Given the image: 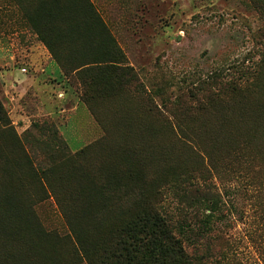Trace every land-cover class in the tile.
Instances as JSON below:
<instances>
[{"label":"rangeland","instance_id":"obj_1","mask_svg":"<svg viewBox=\"0 0 264 264\" xmlns=\"http://www.w3.org/2000/svg\"><path fill=\"white\" fill-rule=\"evenodd\" d=\"M44 1L0 0V155L20 143L33 163L37 176L22 153L12 154L10 169L15 176L21 171L27 184L13 194L32 211L58 262L88 264L83 256L77 262L73 258L75 241L66 215L75 225L86 223L89 212L107 217L83 230L99 237L134 209L128 169L120 159L132 151L119 156L92 146L108 140L136 150L141 169L135 171L147 176L150 190L165 187L151 194L161 212L173 221L181 213L205 212L201 218L224 238L211 242L217 249L231 253L238 264H264V0H88L107 26V44L97 37L102 27L90 20L84 4L60 0L53 7L71 14L45 20ZM80 30L90 35L75 43L84 38ZM39 32L67 64L87 56L111 57L116 43L127 86L107 96L104 81L95 91L86 80L78 83L59 70ZM62 35L64 43L58 44L55 38ZM15 71L26 79L16 81ZM89 93L97 97L86 104L83 97ZM52 127L73 152L91 145L89 158L74 166L61 157ZM220 134L229 137L221 140ZM238 143H246L256 158L240 173L218 175L214 150ZM202 162L221 199L209 219V211L181 201L183 185H171L173 170L191 172ZM106 182L107 205H113L108 210L100 207ZM87 190L89 197L81 201L79 193ZM26 222L35 236L31 220Z\"/></svg>","mask_w":264,"mask_h":264},{"label":"trees","instance_id":"obj_2","mask_svg":"<svg viewBox=\"0 0 264 264\" xmlns=\"http://www.w3.org/2000/svg\"><path fill=\"white\" fill-rule=\"evenodd\" d=\"M63 1L69 6L78 3L81 8H83L82 4H84L85 10L89 13L90 20L97 21L102 27L103 34L97 37L100 38L107 35L106 24L101 20V17L88 0ZM57 3H60V0L44 1V6L42 5L40 8L41 19L46 20V18L58 15L62 16L63 13L65 15L71 14L65 8H62L58 12V8L53 7ZM79 33L84 38L79 39L78 36L75 43L82 42V40L87 39L90 35L86 30H80ZM38 34L41 41L46 44L52 53L61 71L65 75H73L77 81L79 78L83 81L86 80L85 84L87 88L92 87L95 91L99 89L96 85L104 81L108 96L110 95L109 92L127 86L126 80H124L122 75L124 74L123 67L121 66L124 59L123 54L116 43L112 44L114 53L113 55H109L111 57H107V54L96 58L87 56L78 60L74 59V61L67 64L64 61V56L58 55L53 48L54 42L46 39L40 32ZM63 37L65 35L55 38L58 44L64 43ZM100 40L102 43L105 40L106 43L105 41L104 43L107 44V36L103 39L100 38ZM108 40L112 42L111 37ZM72 42L74 43V41ZM95 93L101 94L102 92ZM96 97L94 94L89 93L83 97V102L88 104L90 100ZM2 113H4V109L0 105V122L2 121ZM228 124L230 123H227L225 128L230 127ZM51 130L57 146L62 150L61 157H64L71 165L77 164L78 166L79 162L86 161L89 158V146L91 147V145L85 146L80 151L73 152L69 150L68 144L62 139L64 137L59 136L58 130L55 127H52ZM228 137L226 134H220L219 139L223 140ZM249 138H251V135H249ZM178 140L184 142L186 139L181 138ZM238 144L226 150H214L213 160L215 161L212 162V165L218 175L221 174L223 177H226L237 172L240 173L242 170L249 168L247 162L250 159L254 160L256 158V154L247 147L246 143ZM124 145L126 143L123 141L111 142L107 140V142L99 141L92 146L99 148L101 151L119 152V156L122 152L132 151L131 156H127L125 160L120 159L128 169L127 181L129 183L127 189L130 191V195L128 196L133 199L134 209L130 210L128 217L118 221L115 227L110 228L108 232H103L104 234L101 233L102 235L99 237L86 236L83 230L88 232L90 227L99 225L100 223L103 224V221L108 219L107 217H102L101 219L95 212H89L86 223L82 222L75 225L73 223L74 218L66 215V220L69 226H71V233L75 241V253L73 254L75 261H81L83 256L88 264H238L235 261V257L231 256V253L217 249L213 245L214 242L218 244L224 242V238L222 235L216 234V230L212 231L209 220L207 222L201 218L202 213L205 214V212H200L199 210L192 213L188 212L187 217H184L181 213L180 220L173 221L172 217H169L157 208V204L152 200L151 194L155 195L156 192L159 194L165 187L159 191L157 189L150 190L147 176L141 178L139 173L135 171L137 167L141 169L140 162H135V157L138 156V153L134 149L122 147ZM14 152L22 153L26 161V167H29L30 171L37 176L33 163L20 143L15 145L11 151H5V155H0V264H60L51 253L52 248L48 245L50 240L45 238L46 233L43 229L35 226L32 211L26 204H21L19 199H15L13 191H20L26 183L23 182L24 177L21 171H17V175L15 176L13 170L10 169V162L12 161V154ZM163 157V152H160L161 162H164ZM18 167L23 169L19 164ZM200 167V169L192 170L191 172L173 170L172 178L174 180L171 185H183L185 191L179 190L181 192V201L188 203L189 207L195 208L196 206H200L204 210L209 211L207 217L209 219L218 210L221 199L220 194L215 191V185L209 184L212 175L204 162H202ZM254 173L255 175L259 174V172ZM252 177L255 178L253 175ZM198 180H202L203 183L199 184ZM121 186L123 187V185ZM103 188L102 196L105 203L103 204L100 201V207L108 210L113 205H107V182L103 184ZM79 194L78 198L81 201L85 200L89 197V190H87V194L82 191ZM29 219L32 225L31 231L35 236H30L27 231L30 230L26 222ZM101 227L102 225L98 229L100 230ZM191 236L193 238H190ZM24 242L26 243L25 250L21 247ZM203 242H205V245H202ZM11 249L13 251L9 253L8 251Z\"/></svg>","mask_w":264,"mask_h":264},{"label":"crops","instance_id":"obj_3","mask_svg":"<svg viewBox=\"0 0 264 264\" xmlns=\"http://www.w3.org/2000/svg\"><path fill=\"white\" fill-rule=\"evenodd\" d=\"M57 67L59 68V66L57 65ZM59 70H60V68H59ZM13 76H14V78H15V80L16 81H20V83L21 82H23L24 81V79H26L25 77V74H22V73H20V72H17V71H15L14 73H13ZM17 79H20V80H17Z\"/></svg>","mask_w":264,"mask_h":264}]
</instances>
